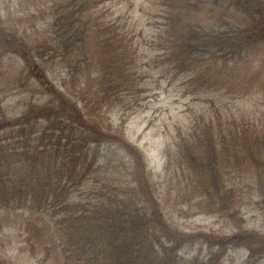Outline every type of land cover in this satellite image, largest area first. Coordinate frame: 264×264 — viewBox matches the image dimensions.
Listing matches in <instances>:
<instances>
[{"label": "trees", "instance_id": "16d2710c", "mask_svg": "<svg viewBox=\"0 0 264 264\" xmlns=\"http://www.w3.org/2000/svg\"><path fill=\"white\" fill-rule=\"evenodd\" d=\"M31 2L36 9L37 17L34 20L43 21L45 27L30 33L33 37L30 44L22 37L24 33L20 37L17 31L8 27L0 28V53L6 48H3L5 42L17 41L21 43L19 45H24L30 61L38 60L36 75L41 73L44 76L58 67L62 82L81 76V68H85L87 76L70 86L61 83L63 88L68 87L62 97L51 93V99L43 105L33 100L22 105L19 118L22 120L21 131L24 137H36L39 144L32 145L34 138H28L21 148L9 147L11 143L7 147L0 137V203L4 206L8 204V208H15V205L21 207L15 201L22 205L29 204L26 207H32L37 213L48 214L60 225L58 229L61 230L65 264H221L216 254L208 262L196 257L184 262L176 248L157 246L160 242L158 238L166 236L169 231L163 222L159 203L150 195V187L139 181L140 185H134L114 167H106V171L98 176L88 165V156L93 149L89 144L121 138L120 132L109 133L101 138L95 136L96 132L102 130L100 111L110 108V104L115 106L116 101L122 103L131 95L129 86L114 76L115 71L123 65L119 64L121 58L124 57L125 61L131 54V41L126 35L120 34V27L114 20L100 16L97 11L100 0ZM156 2L157 9L151 18L154 20V29L158 31L166 27L167 8L177 11L181 8L175 18L176 25L180 24L179 17L183 13L193 14L200 8L193 0V4L190 0ZM198 2L216 7L224 28L214 33L208 32L210 28L207 27L202 30L204 36L197 35L202 27L200 24L180 44L181 54L186 55L191 64L198 61V65L207 62L195 58L197 55L194 52L209 53L211 57H204L210 60L209 63H214L213 53L222 56L221 66H206L203 75L192 81L202 90L220 92L221 97L233 92L235 97L232 96V100L228 98V102L234 106L236 100H242L247 91L239 88L227 91L231 83L227 76L237 70L236 63L246 62L254 49L264 48V0ZM173 42L164 38L158 47L166 52L169 43ZM91 67L96 68L94 75ZM199 67L202 69L201 65ZM209 75L214 76L215 84L211 87L208 86ZM253 88L252 85L248 91ZM74 111L77 116L72 120L69 112ZM205 115L208 114L198 117L201 121L190 126L180 138L186 169L181 168L179 173L182 177L188 175L194 180L186 187L190 188L191 185L198 193V197H201L198 204L206 211L235 213L234 207L240 201L239 194L224 184L223 174L231 162L237 161L239 165L235 169L243 168L244 173L250 174L255 189L260 192L261 203H264V111L254 117L259 119V123H256L260 125L259 133H254L244 125H236L232 127L233 135L228 127L220 125L223 121L218 123ZM87 119H91L89 121L95 127L91 133L83 130ZM229 119L225 121L227 125L235 122L232 116ZM238 149L245 153L240 154ZM24 156H37L35 165H31L33 171L29 175H23L21 170L12 172V167L18 164L21 167L26 162L34 163L33 159L25 157V160ZM137 157L142 160L140 154ZM87 165L88 169L85 170ZM121 167L125 171V166ZM83 184L88 189V196L84 199L69 196L71 186L80 189ZM243 234L246 235V241L258 240L257 244L262 249L259 253L264 252V245L262 248V241L257 234ZM173 240L168 239V243L173 244Z\"/></svg>", "mask_w": 264, "mask_h": 264}, {"label": "rangeland", "instance_id": "374dc122", "mask_svg": "<svg viewBox=\"0 0 264 264\" xmlns=\"http://www.w3.org/2000/svg\"><path fill=\"white\" fill-rule=\"evenodd\" d=\"M193 1L200 8L193 14L184 15L183 13V16L179 17L178 25L175 24V18L181 8L179 11L167 8L164 21L166 27L158 31L154 29V20L151 18L157 9L156 1L102 0L100 16L104 15L107 20H114L120 27V34L126 35L131 45L137 43L139 47L134 55V61L126 66L138 75L120 76L118 71L115 74H117L116 77L125 80L128 86H132L133 95L140 94L136 101L128 102L123 106L110 104V108L100 111L99 122L102 130L96 132V137L101 138L122 130L123 139L127 141L125 142L135 148L130 150L134 153V157L136 158V149L142 154V163L146 166V171L144 172L141 168L142 165L135 167L128 148L121 145V136L119 140H111L117 142L105 140L100 143V146L89 144L93 147L89 160H93L102 170L105 167H114L134 185L144 183L150 187V195L157 199L163 213V222L169 231V233L166 232V236L158 238L160 242L154 241V243L158 242L157 246H166L168 239L174 238L173 245L184 262L194 255L207 260L219 249L208 236L212 240L228 237L237 232L238 227L246 231L264 233V212L257 204L259 198L257 191L250 174L244 173L243 168L235 169L239 165L237 161L231 162L230 167L225 168L223 182L239 194L240 204L236 208H239L241 219L238 222L201 209L198 206L201 197H198V193L191 185L190 188L186 187L194 180L188 175L182 177L179 173L181 168L186 169L181 155L182 147L179 145L180 135H184V130L195 122H200L201 119L198 117L205 111L208 114L205 115L206 117H212L218 123L223 121L220 125L223 128L228 127L232 135L234 133L232 127L236 125H244L252 129L254 133H259L260 125H256L259 119L254 117L260 116L264 111V48L254 49L253 55L248 57L246 62L236 63L237 70L234 73L232 70H229L232 74L228 76L224 73L231 81L226 88L227 91L237 88L247 91L242 100H236L234 106L229 105L227 100L223 101L225 97H219L220 92L196 89L199 85L193 81L203 75V68L209 65L215 68L221 66L223 62L220 59L223 58L213 53L212 55L217 58H213L214 63H209L208 58L204 59L207 56L211 57L209 53L194 52L197 55L195 58L207 62H201L202 69H200L198 61L191 64L186 55L181 54L180 44L184 43L189 37V32L199 28L200 24L202 27L197 35L203 36L204 28L209 27L208 32L218 33L224 27L216 7L207 6L210 3L204 6L198 0ZM190 3L193 4L191 0ZM28 7L27 0H0V28L8 27L17 31L20 37L21 33H24L22 37L27 44H30L33 37L29 33L33 34L35 30L40 31L45 26L41 20L27 19L30 15ZM164 38L174 42L169 43L170 52L166 58H158L161 54L152 53L147 47L158 46ZM7 57L0 59V80L8 76L9 80L8 78L7 80L10 84L18 78V68L23 60L14 53H8ZM164 61L171 63V68L168 69V66L161 68ZM95 69L91 68L93 75ZM84 70L85 68H81V76L75 79L69 78L65 82H62L63 77L58 78V72L48 73V78L43 79L42 86L36 88L35 83H31L26 88V92H29L26 96L33 95L35 101L43 104L49 99L47 91L52 85L56 89V86L61 83L67 86L77 84L79 80L87 76ZM213 78V75L207 77L210 87L215 84ZM252 85L254 88L248 91ZM57 92L60 96L59 91ZM11 94L13 101L24 96L16 91ZM232 96H234L233 92H228V98L232 100ZM6 101H9L8 96ZM135 103H137L136 106ZM73 116L75 114L72 112V118ZM228 116H232L235 122L227 125L225 121H230ZM89 120L91 119H87L85 124L88 126V131L95 128ZM228 147L231 145L228 144ZM231 151L233 152V149ZM238 151L240 154L245 153L242 149ZM136 161L138 162L137 158ZM121 165L125 166V171ZM83 195L79 193L76 198L83 199ZM178 197L181 198L178 199ZM0 212L4 213L0 217V264H64L61 262L59 251L61 241L58 244L57 237L54 236L52 226L48 222L39 216L22 217L19 213L8 218L7 211ZM46 243L50 244L49 247ZM227 246L222 258L223 264H245L247 253L243 247L241 245Z\"/></svg>", "mask_w": 264, "mask_h": 264}]
</instances>
